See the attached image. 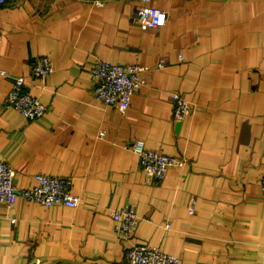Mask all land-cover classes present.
I'll return each instance as SVG.
<instances>
[{
    "label": "crops",
    "instance_id": "crops-1",
    "mask_svg": "<svg viewBox=\"0 0 264 264\" xmlns=\"http://www.w3.org/2000/svg\"><path fill=\"white\" fill-rule=\"evenodd\" d=\"M94 1L0 7V161L19 188L47 174L80 199L0 203V264H126L135 245L180 264H264V0H152L166 20L146 31L138 0ZM41 56L54 71L40 81L30 68ZM97 61L143 68L126 112L94 99ZM16 78L41 118L5 105ZM175 94L191 107L183 120ZM137 139L185 164L146 176L128 148ZM123 207L139 217L128 238L111 218Z\"/></svg>",
    "mask_w": 264,
    "mask_h": 264
},
{
    "label": "built area",
    "instance_id": "built-area-1",
    "mask_svg": "<svg viewBox=\"0 0 264 264\" xmlns=\"http://www.w3.org/2000/svg\"><path fill=\"white\" fill-rule=\"evenodd\" d=\"M16 0H0V7L13 4ZM140 5L134 10L136 26L142 30H155L165 24L166 13L151 4L152 0H138ZM101 6L102 2L94 1ZM162 67V65H158ZM54 71L51 60L45 56L35 59L30 75L36 80H43ZM143 68L139 65L113 64L110 62L97 61L90 70V76L94 81V99L106 106H114L121 112H126L130 106V100L134 94L145 84V80L139 74ZM5 75V72H0ZM23 78H16L11 90L4 98L7 107L17 111L27 120L41 118L45 112L44 106L38 99L25 89ZM174 105L172 118L183 120L191 111L189 103L180 95L173 96ZM138 156L140 169L148 177L162 180L169 169L185 164L184 159L168 156L158 151L146 149L142 140H135L128 147ZM15 172L6 162L0 161V203L5 204L10 210L18 199H24L50 207L62 205L74 209L80 199L69 191V182L63 178L47 174L33 176L32 188L23 189L14 183ZM264 194V175L259 182ZM191 213L192 210L190 209ZM114 232L128 238L138 225L139 217L134 209L123 207L112 211ZM13 223L15 220L10 219ZM126 264H180V259L167 254L156 247L135 245L127 251Z\"/></svg>",
    "mask_w": 264,
    "mask_h": 264
}]
</instances>
